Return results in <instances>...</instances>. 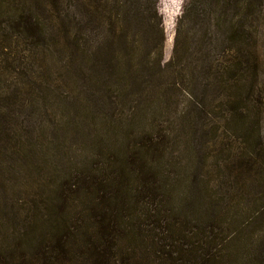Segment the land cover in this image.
<instances>
[{"label":"rangeland","instance_id":"rangeland-1","mask_svg":"<svg viewBox=\"0 0 264 264\" xmlns=\"http://www.w3.org/2000/svg\"><path fill=\"white\" fill-rule=\"evenodd\" d=\"M42 1L27 12L43 18ZM184 2L158 0L165 60ZM13 14L0 13V216L63 236L103 264H167L173 254L184 258L180 264H264V166L215 163L205 153L211 134L200 145L203 159L181 154L183 144L193 143L186 131L182 138L165 133L174 152L167 155L119 145L127 137L139 143L155 134L157 122L176 120L152 112L235 106L264 124V109L127 57L52 40L10 24ZM259 20L264 88L263 14ZM188 24L181 22L184 32ZM107 111L119 117L111 120ZM75 164L123 179L136 192L69 181Z\"/></svg>","mask_w":264,"mask_h":264},{"label":"trees","instance_id":"trees-1","mask_svg":"<svg viewBox=\"0 0 264 264\" xmlns=\"http://www.w3.org/2000/svg\"><path fill=\"white\" fill-rule=\"evenodd\" d=\"M9 1L15 4L11 9ZM36 4L37 0H0V13L12 10L15 16L10 24L35 28L52 40L127 57L146 68L194 80L257 110L264 109L258 47L262 26L260 20L256 21L264 15V0H185L168 60H165L166 34L158 0H69L65 5L64 0H43L41 19L27 12ZM182 21L189 23L186 32L181 28ZM165 113H173L176 120L162 126L156 119L154 135L140 136L139 143H130L127 137L126 143H118L120 147L133 153L167 155L172 152L169 151L172 145L165 133L182 138L186 137L183 133L186 131L192 134L193 143L183 144L181 154L203 159L200 145L207 143L206 136L211 134V144L205 153H212L215 163L232 160L264 166V124L248 111L235 106L193 105L152 112ZM102 114H112L109 118L113 120L118 113ZM118 123L124 124L121 118ZM215 143L220 144L215 147ZM73 167L69 181L136 192L131 185H123L129 184L123 179L76 164ZM108 180L122 183L111 185ZM56 213L61 215L60 211ZM12 216H0V264H103L85 257L65 237L26 225ZM183 259L173 254L168 256L167 264H180Z\"/></svg>","mask_w":264,"mask_h":264}]
</instances>
